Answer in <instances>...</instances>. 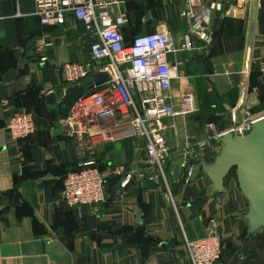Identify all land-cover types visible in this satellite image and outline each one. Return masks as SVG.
Segmentation results:
<instances>
[{"label": "crops", "instance_id": "obj_1", "mask_svg": "<svg viewBox=\"0 0 264 264\" xmlns=\"http://www.w3.org/2000/svg\"><path fill=\"white\" fill-rule=\"evenodd\" d=\"M121 1L129 17L122 28L126 40L163 25L178 49L168 56L176 115L162 122L172 152L167 183L143 186L141 140L78 153L75 139L61 128L58 106L67 90L61 66L89 61L84 27L71 16L62 27H45L33 16L34 0H0V264H190L184 236L204 237L209 219L223 240L216 264H264V227L254 224L253 199L235 169L220 174V142L209 139L207 129L213 123L221 131L231 115L243 121L264 110L258 86L264 77V0H257L254 15L247 0H216L221 10L207 16L196 7L212 36L204 49L180 17L187 0ZM38 39L52 43L44 64L34 52ZM17 110L33 113L37 129L16 145L5 127ZM185 142L197 154L188 182L177 173ZM88 160L100 168L124 165L135 176L126 187L111 179L105 202L82 207L79 219L60 197L61 181ZM50 243L60 247L62 260L54 261Z\"/></svg>", "mask_w": 264, "mask_h": 264}, {"label": "built area", "instance_id": "obj_2", "mask_svg": "<svg viewBox=\"0 0 264 264\" xmlns=\"http://www.w3.org/2000/svg\"><path fill=\"white\" fill-rule=\"evenodd\" d=\"M210 2L208 7L205 3ZM33 16L45 27H62L71 16L84 27L89 39V61L64 63L61 66L63 83L72 87L95 74H105L102 83L90 84L70 107L61 128L77 142L79 154L95 151L103 145L125 139L141 140L146 161L141 179L167 183L168 163L172 159L171 147L164 136L162 122L176 115L171 102L172 67L170 54L176 53L172 34L160 25L152 33H141L126 44L122 28L129 24L121 0H34ZM196 7L206 11H220L216 0H187L180 17L188 21L191 35L201 41L199 49L212 42L206 16L196 13ZM50 41L38 39L34 52L38 64L47 61ZM264 73V61L259 64ZM264 85V77L259 79ZM235 111V110H234ZM264 119V110L252 114L243 121L231 115L229 125L221 131L213 123L207 125L208 138L220 142L226 135L245 138L257 122ZM10 140L19 144L31 137L37 129L33 113L17 110L6 121ZM179 173H185V182L192 175L190 161L196 159L191 142H185L181 150ZM171 166V165H170ZM172 176L174 173L169 171ZM135 171L124 165L100 169L93 160L76 165L62 178L60 197L70 211L81 219L85 206L98 207L106 200V187L111 179H121L126 187ZM206 235L197 240L184 236V244L190 264H216L223 253V240L218 234L214 219L208 221Z\"/></svg>", "mask_w": 264, "mask_h": 264}, {"label": "water", "instance_id": "obj_3", "mask_svg": "<svg viewBox=\"0 0 264 264\" xmlns=\"http://www.w3.org/2000/svg\"><path fill=\"white\" fill-rule=\"evenodd\" d=\"M252 4L253 15L257 0H247ZM107 79L105 74H95L86 78L81 85L68 87L58 110L62 120L66 119L71 105L79 99L90 84H100ZM200 160V157L198 158ZM220 174L226 175L235 169L243 189L253 199L252 214L255 226L264 227V119L253 125L245 138L226 135L220 140V152L216 156ZM198 160V161H199ZM156 185L154 180H147L143 186ZM48 251L54 261L62 260L64 255L56 243H50Z\"/></svg>", "mask_w": 264, "mask_h": 264}, {"label": "trees", "instance_id": "obj_4", "mask_svg": "<svg viewBox=\"0 0 264 264\" xmlns=\"http://www.w3.org/2000/svg\"><path fill=\"white\" fill-rule=\"evenodd\" d=\"M128 18H129V17H128ZM125 42H126V44L129 43V41L126 40V39H125ZM258 86H259L262 90L264 89V88H263L264 86L261 85V84L259 83V81H258ZM262 86H263V87H262ZM89 89H90V87H88V88L86 89V91H85L86 94H87V92L89 91ZM99 168H100V167H99ZM100 169H103V168H100ZM72 170H75V168H73ZM72 170H71V171H72ZM67 172H68V171H67ZM67 172H66V173H67ZM66 173L64 174V176L66 175ZM233 174H235V170H233ZM64 176H63V177H64ZM63 177H62V178H63ZM61 184H62V181H61ZM261 243L264 245V238L261 239ZM221 258H222V257H221Z\"/></svg>", "mask_w": 264, "mask_h": 264}]
</instances>
